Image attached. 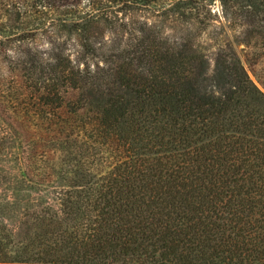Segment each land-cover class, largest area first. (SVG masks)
<instances>
[{"label": "trees", "instance_id": "trees-1", "mask_svg": "<svg viewBox=\"0 0 264 264\" xmlns=\"http://www.w3.org/2000/svg\"><path fill=\"white\" fill-rule=\"evenodd\" d=\"M220 4L240 31L211 69L141 25L95 69L34 57L13 75L23 33H0V264H264V0ZM53 6L0 0L17 20Z\"/></svg>", "mask_w": 264, "mask_h": 264}, {"label": "rangeland", "instance_id": "rangeland-1", "mask_svg": "<svg viewBox=\"0 0 264 264\" xmlns=\"http://www.w3.org/2000/svg\"><path fill=\"white\" fill-rule=\"evenodd\" d=\"M49 1L54 5L51 10L39 14L21 13L19 20L13 13L15 9L9 16L0 11V33H23L20 38L6 42L7 54L3 59L9 63L10 74L18 72V59H25L28 65V60L34 57L42 61L63 58L74 65L95 69L104 64V60L108 63L114 59L122 47L132 51L138 39L136 28L141 25L148 26L169 42L189 40L196 51L209 60L211 69L218 48L233 42L240 31L239 27L224 21L220 0H193L190 5L197 2L198 7L192 8L188 18L184 17V10L188 9L187 5L184 7V0H151L147 5L130 3L134 0H114L111 8L90 14L88 3L92 0H71L77 3L73 6L74 15L80 18L81 25L56 20L62 17L58 11L63 8L59 0ZM204 4H208L210 14L202 7ZM198 20L205 21L206 25ZM242 48L239 44L238 49Z\"/></svg>", "mask_w": 264, "mask_h": 264}]
</instances>
